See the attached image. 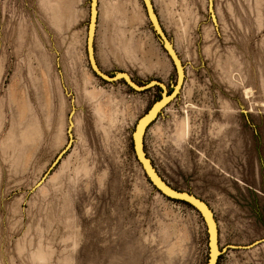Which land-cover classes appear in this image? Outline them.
Masks as SVG:
<instances>
[{
    "label": "rangeland",
    "instance_id": "374dc122",
    "mask_svg": "<svg viewBox=\"0 0 264 264\" xmlns=\"http://www.w3.org/2000/svg\"><path fill=\"white\" fill-rule=\"evenodd\" d=\"M150 1L184 82L145 153L212 210L216 264H264V0ZM93 5L0 0V264H208L201 215L156 191L134 154L161 91L103 80L89 46L102 74L139 87L172 90L173 63L143 0Z\"/></svg>",
    "mask_w": 264,
    "mask_h": 264
},
{
    "label": "water",
    "instance_id": "95a60500",
    "mask_svg": "<svg viewBox=\"0 0 264 264\" xmlns=\"http://www.w3.org/2000/svg\"><path fill=\"white\" fill-rule=\"evenodd\" d=\"M144 5L147 11L148 18L151 22L152 28L154 29L155 33L158 35L159 39L163 43L167 54L170 60L173 63L175 68L176 76H177V83L172 88L171 91L167 90L165 85L159 81H151L148 84L139 87L134 82L131 81L130 77L125 74H119L115 77H107L102 74L98 68L94 64L93 56H92V44L90 43L89 46V59L92 66L93 71L96 75L108 82H116L122 79L127 80L130 87L135 91H146L153 87H160L162 90L160 99L154 102L153 106L150 110L140 119L138 124L136 125L135 132L133 134V149L134 154L139 162L140 166L142 167L146 177L150 181L151 185L154 187L156 191L164 195L165 197L173 200H178L187 203L191 207H193L203 218L208 231V239H209V261L208 264H216L218 260V256L220 254L219 251V234H218V226L215 220V216L212 210L208 207L206 203H204L199 198L185 192H180L172 188L158 173L156 168L153 166L152 162L148 158L144 150L143 138L146 132V129L151 125V123L156 119L158 114L172 101L176 99L180 90L182 89V85L184 82V69L182 65V61L178 56L174 45L168 40V37L164 30L162 29L156 14L154 13L153 6L150 0H143ZM93 10H95V6L97 4V0H93ZM71 131V127L69 129V133ZM71 137V135H70ZM71 147V140L67 146V148L62 151L56 160L53 162L52 166L50 167L48 173L43 177L41 182L37 185L40 186L46 178L48 177L49 173L58 165L64 154L67 152L68 149ZM36 188V187H35ZM34 188V189H35Z\"/></svg>",
    "mask_w": 264,
    "mask_h": 264
},
{
    "label": "trees",
    "instance_id": "16d2710c",
    "mask_svg": "<svg viewBox=\"0 0 264 264\" xmlns=\"http://www.w3.org/2000/svg\"><path fill=\"white\" fill-rule=\"evenodd\" d=\"M159 88V90L161 91V93H162V90H161V88L160 87H158ZM171 91V90H170ZM161 93H160V95L157 97V99H156V101L158 100V99H160V96H161ZM151 184V183H150ZM170 200H172V201H175V202H178V203H182V204H185V205H187V206H189V207H191L190 205H188L187 203H185V202H182V201H178V200H173V199H170ZM192 209H194L193 207H191Z\"/></svg>",
    "mask_w": 264,
    "mask_h": 264
}]
</instances>
